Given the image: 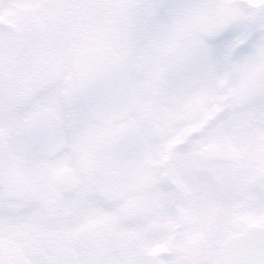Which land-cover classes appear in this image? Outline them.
I'll list each match as a JSON object with an SVG mask.
<instances>
[{
  "label": "snow or ice",
  "instance_id": "obj_1",
  "mask_svg": "<svg viewBox=\"0 0 264 264\" xmlns=\"http://www.w3.org/2000/svg\"><path fill=\"white\" fill-rule=\"evenodd\" d=\"M0 264H264V0H0Z\"/></svg>",
  "mask_w": 264,
  "mask_h": 264
}]
</instances>
